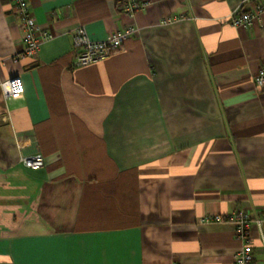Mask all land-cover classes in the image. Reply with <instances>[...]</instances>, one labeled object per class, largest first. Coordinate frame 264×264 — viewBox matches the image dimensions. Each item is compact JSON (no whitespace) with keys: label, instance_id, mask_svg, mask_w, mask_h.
<instances>
[{"label":"crops","instance_id":"obj_1","mask_svg":"<svg viewBox=\"0 0 264 264\" xmlns=\"http://www.w3.org/2000/svg\"><path fill=\"white\" fill-rule=\"evenodd\" d=\"M143 1L136 35L77 67L78 27L100 41L130 22L116 0H27L50 38L21 60L0 0V264H233L228 216L264 207V14L235 27L241 0ZM249 236L264 264V221Z\"/></svg>","mask_w":264,"mask_h":264},{"label":"built area","instance_id":"obj_2","mask_svg":"<svg viewBox=\"0 0 264 264\" xmlns=\"http://www.w3.org/2000/svg\"><path fill=\"white\" fill-rule=\"evenodd\" d=\"M14 8L19 15L22 27L23 46L12 59L21 60L34 57L41 43L50 38V34L41 29L35 22L29 10L27 0H12ZM118 10L126 17L128 22L123 28L114 30L104 40L90 39L83 27H78L74 33L73 43L77 48L74 65L82 67L104 60L110 54L118 50L123 42L137 33V28L132 19L138 11L143 9L146 3L143 0H116ZM264 14V0H241L239 6L230 16L231 25L249 28L253 19H260ZM171 17L163 19V23L171 21ZM253 84L257 89H264V65H262L253 77ZM4 92L8 99H19L24 92L23 83L19 76H11L3 83ZM20 162L27 168L38 169L43 166L42 155L22 156ZM217 220L222 218L215 217ZM234 223L236 235L241 240L240 248L233 255V264H253V253L250 245L249 228L251 224L260 226L264 221V207L259 213L250 214L244 210H237L228 218Z\"/></svg>","mask_w":264,"mask_h":264}]
</instances>
